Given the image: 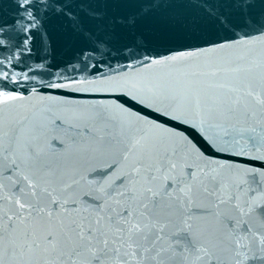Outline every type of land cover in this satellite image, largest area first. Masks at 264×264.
<instances>
[{
  "label": "snow or ice",
  "instance_id": "1",
  "mask_svg": "<svg viewBox=\"0 0 264 264\" xmlns=\"http://www.w3.org/2000/svg\"><path fill=\"white\" fill-rule=\"evenodd\" d=\"M0 264H264V0H0Z\"/></svg>",
  "mask_w": 264,
  "mask_h": 264
}]
</instances>
